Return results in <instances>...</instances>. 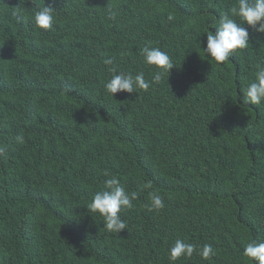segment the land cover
<instances>
[{
	"label": "trees",
	"instance_id": "obj_1",
	"mask_svg": "<svg viewBox=\"0 0 264 264\" xmlns=\"http://www.w3.org/2000/svg\"><path fill=\"white\" fill-rule=\"evenodd\" d=\"M45 2L49 30L32 0H0V264H171L178 238L215 254L175 264H255L243 249L264 240V103L240 87L264 64V33L245 23L247 48L217 66L207 32L236 0ZM149 41L175 65L164 82L106 94V56L151 80ZM105 172L138 193L119 234L86 207ZM150 191L162 210L146 209Z\"/></svg>",
	"mask_w": 264,
	"mask_h": 264
},
{
	"label": "clouds",
	"instance_id": "obj_2",
	"mask_svg": "<svg viewBox=\"0 0 264 264\" xmlns=\"http://www.w3.org/2000/svg\"><path fill=\"white\" fill-rule=\"evenodd\" d=\"M33 14V24L36 28L49 30L54 24V12L56 8L46 4L36 3ZM14 15L20 16L21 10L16 9ZM115 13H111V18L115 19ZM238 18V19H237ZM173 14L168 15V20H173ZM247 25L254 28L257 32L264 33V0H236V3L227 13H221L218 23L212 26L215 31L207 32V44L203 48L204 53L215 61L216 65H222L231 56H234L239 49L247 48L249 44V32ZM139 55L145 66L154 68L155 71L151 80L145 78L144 72L135 74L120 70L115 63V58L105 57L103 64L107 66V71L111 73L110 79L105 84V92L114 96L118 92L133 93L140 90L147 91L152 85H160L164 82L165 75L175 66L169 54L162 51L159 47H153L152 42L144 44L138 49ZM255 79L247 84H241L240 92L243 94L244 104L261 105L264 103V64L257 62ZM17 144H23L24 136L15 137ZM7 149L0 147V156H5ZM108 178L104 180L103 186L96 191L91 202L86 205L90 213H99L103 217L104 227L111 233L119 234L121 230L128 229L126 222L120 213L122 210L131 209L133 201L137 199L138 193H131L125 190L117 176L104 173ZM144 189H151V182L142 185ZM150 212L159 211L165 207L164 198L156 191L149 192V203L145 205ZM196 253L203 260H210L215 254L212 245L204 244L199 249L195 244L187 243L182 239H176L168 250V259L171 264H175L181 257L189 259ZM243 256L254 261L255 264H264V240H252L243 249Z\"/></svg>",
	"mask_w": 264,
	"mask_h": 264
}]
</instances>
